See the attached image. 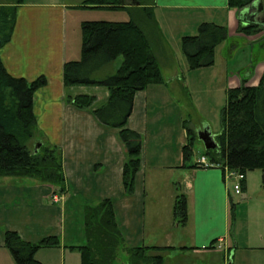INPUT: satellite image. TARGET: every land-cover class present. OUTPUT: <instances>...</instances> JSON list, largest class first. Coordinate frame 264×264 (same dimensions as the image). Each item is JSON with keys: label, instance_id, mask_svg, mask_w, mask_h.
<instances>
[{"label": "crops", "instance_id": "0c3cea01", "mask_svg": "<svg viewBox=\"0 0 264 264\" xmlns=\"http://www.w3.org/2000/svg\"><path fill=\"white\" fill-rule=\"evenodd\" d=\"M83 1L22 0L17 6L12 38L0 49L2 62L13 76L28 80L41 75L47 78V84L38 89L33 98L38 125L36 139L61 147L67 180L66 191L59 192L53 185L33 178L0 177V264H16L5 247L7 230H15L24 240L32 242L58 236L61 246L47 248L52 251L48 264H80V252L72 247L86 242L85 206L105 198L114 202L127 246L171 247L163 251L164 262L167 258L181 256L193 258L198 264H213L211 257L219 252V244L226 247V251L230 249V201L234 198V186L226 178L224 169L196 164L198 160L189 165L184 160L183 149L169 160V151L161 145L153 159L148 160L143 144L135 190L128 194L123 184V166L128 159L126 147L118 130L99 122L92 112L107 102L108 88L64 86V63L81 56V23L102 20L84 19L82 13L90 9L124 10L84 8L80 6ZM120 1L123 5H130L127 0ZM13 2L15 0H0V4ZM149 4L154 6L155 13L158 7L212 10L215 14L213 22L227 25L229 31L223 48L224 51L230 50L231 54L227 62L232 70L226 77L228 87L240 85L242 78L257 84L263 68L261 61L254 59L253 44L259 37L245 38L237 32L240 19L244 24L252 22L249 19L252 10L243 13L230 9L227 0H152ZM155 16L161 26L158 16ZM160 30L162 35L156 41L155 51L163 76L166 70L171 73L167 79L164 76V83L150 84L135 95L127 126L141 133L142 137L148 133L150 104L169 97L162 93L163 87L170 92L169 89L178 83L186 97L189 95L178 70L177 56L161 27ZM256 33L263 35L264 31L256 30ZM229 38L234 42L230 44ZM80 94L96 97L90 109H79L66 100V95ZM188 129L191 128L185 122L182 130L186 137L184 142H187ZM160 154H163L164 161H157ZM146 169L151 170L149 175ZM248 189L246 174L244 191ZM180 193L187 197L188 219L185 225H180L173 215L176 196ZM54 196L60 197L59 200L56 201Z\"/></svg>", "mask_w": 264, "mask_h": 264}, {"label": "trees", "instance_id": "16d2710c", "mask_svg": "<svg viewBox=\"0 0 264 264\" xmlns=\"http://www.w3.org/2000/svg\"><path fill=\"white\" fill-rule=\"evenodd\" d=\"M139 1L126 6L120 0H84L81 7L124 9L129 12L130 19L83 21L81 57L67 60L63 66L65 88L79 85L108 88L107 102L92 112L99 122L118 130L119 138L126 147L128 159L123 166V184L128 194L135 190L143 146L142 134L127 126L134 98L138 91L150 84L165 82L155 51L156 41L162 33L154 6L144 0ZM21 2L15 0L12 4H0V49L12 38L17 6ZM254 2L227 0V6L241 10L250 4L255 6ZM239 21L242 22L241 19ZM255 27L258 25L251 23L241 27L239 24L240 31L249 32ZM228 35L227 25L213 21H203L196 34L184 35L181 48L190 67L197 69L213 65L216 48ZM258 42L263 43V39ZM119 56H122V61L116 67L115 61ZM247 82V78H242L239 86L227 89L222 130L216 136L219 146L206 149V155L222 169L228 166L245 174L255 169L262 170L264 191V72L258 85L250 86ZM46 84L47 78L43 75L34 80L13 76L0 57V177L33 178L53 185L56 191L65 192L67 180L61 147L36 139L38 125L33 98L35 92ZM66 100L79 109H90L96 97L89 94L66 95ZM192 132L188 129L187 142L182 148L184 160L192 154L195 141V137L190 135ZM244 185L245 181L242 189ZM234 205L231 199V214ZM187 206L186 195L178 194L173 215L180 225L187 222ZM84 229L85 244L72 247L80 252V264H113L120 251L127 253L129 264H164L163 251L171 248L127 246L110 198L85 206ZM4 240L5 247L17 264H42L35 256L40 248L61 246L58 236H47L32 242L24 240L15 230H7Z\"/></svg>", "mask_w": 264, "mask_h": 264}, {"label": "rangeland", "instance_id": "374dc122", "mask_svg": "<svg viewBox=\"0 0 264 264\" xmlns=\"http://www.w3.org/2000/svg\"><path fill=\"white\" fill-rule=\"evenodd\" d=\"M127 1H129L130 5L140 2L139 0ZM144 1L149 4L152 0ZM250 6L251 4L247 7ZM155 15L158 16L157 18L161 23L160 27L163 29L165 37L170 42V46L177 56L178 70L183 76L189 95L186 97L178 83L173 85L172 89H169L170 92L163 87L162 93L169 95V97L165 101L152 102L150 104L148 133L145 137L143 136V144L145 149H147L148 160L153 159V154L160 145L169 151V160H171L177 153H180L182 145L186 143V141L184 142L186 138L184 132L182 135L184 123L186 122L193 131L190 135L195 137L192 154L186 160V163L193 165L202 156L207 157L205 144L200 138V131L209 129L214 136H217L222 130L221 120L222 112L226 105L227 89L232 88L228 87L226 79L227 74L229 75L232 71L230 65L228 67L230 63L227 64L231 55L230 50L228 52V49H226L228 54L224 51L223 48L226 44L224 40L217 46L213 65L192 69L182 51L181 39L184 35L197 33V25L201 22L214 21L213 17H215V14L212 13V10L202 8L172 10L158 7ZM82 16L85 17L84 19L113 21H127L130 19V14L126 10L90 9L82 13ZM166 19H169V21ZM240 23L241 27L246 26L243 21H239ZM80 30V35L82 36V29L80 28ZM255 30H258V27L251 29L249 32L240 31L238 26L237 32L244 35L245 38L254 39L259 37L258 40L263 39V43L253 44L254 59L261 61V67L263 68L256 84L258 85L264 72V34H257ZM229 40L230 44L234 42L232 41L233 38H229ZM250 47L252 48V46ZM121 61L122 56H119L115 61L117 67ZM170 73L171 71L169 70L164 71L166 79ZM250 82L249 80L247 85L256 86L252 82L250 84ZM170 95H173V97L171 98ZM160 155L157 157V161H164L163 154ZM146 171L148 175L151 173V170L146 169ZM247 178L249 181L248 191L241 189V194H236L234 189L232 190L233 203L235 205L233 206V219H231L230 242H228L230 249L226 251L224 246L217 248L219 252L211 257L213 264H264V191L262 188V170L248 171ZM232 186H234V183H232ZM232 238L234 239L233 241ZM35 256L42 264H48L47 261L52 259V251L46 247L40 248ZM186 258L181 256L171 259L167 258L164 264H198L193 258ZM113 264H129L127 253L120 251L118 258Z\"/></svg>", "mask_w": 264, "mask_h": 264}, {"label": "built area", "instance_id": "2783aa9c", "mask_svg": "<svg viewBox=\"0 0 264 264\" xmlns=\"http://www.w3.org/2000/svg\"><path fill=\"white\" fill-rule=\"evenodd\" d=\"M197 164H200L205 167L214 166V163H212L208 157L202 156L200 159H198ZM224 171L226 174V178L229 179L234 183V191L236 194H241V189L243 186L244 181L246 180V174L243 172H240L236 169H232L228 166L224 167ZM54 199L58 200L57 196H54ZM222 247V244H219L217 248Z\"/></svg>", "mask_w": 264, "mask_h": 264}, {"label": "water", "instance_id": "95a60500", "mask_svg": "<svg viewBox=\"0 0 264 264\" xmlns=\"http://www.w3.org/2000/svg\"><path fill=\"white\" fill-rule=\"evenodd\" d=\"M253 5H258L260 8V11H264V0H255ZM243 13H249L250 7H245L241 9ZM264 25L258 27L259 29H263ZM200 138L203 140L206 149H214L219 146V143L216 140V136H214L209 129H205L200 131ZM40 146V143L36 145V150Z\"/></svg>", "mask_w": 264, "mask_h": 264}, {"label": "flooded vegetation", "instance_id": "af4514ba", "mask_svg": "<svg viewBox=\"0 0 264 264\" xmlns=\"http://www.w3.org/2000/svg\"><path fill=\"white\" fill-rule=\"evenodd\" d=\"M260 7L258 5H255L253 7L250 6V10H252V13L249 16V19L252 21L250 23H246L245 25L249 24H257L258 27L264 25V11H260ZM260 31H264V29H259Z\"/></svg>", "mask_w": 264, "mask_h": 264}]
</instances>
